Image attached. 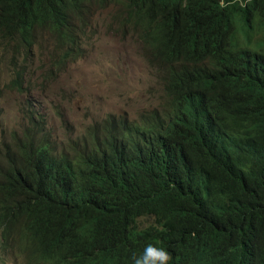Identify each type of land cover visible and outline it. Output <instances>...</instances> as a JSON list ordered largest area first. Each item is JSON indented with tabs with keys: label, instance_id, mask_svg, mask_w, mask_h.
<instances>
[{
	"label": "trees",
	"instance_id": "obj_1",
	"mask_svg": "<svg viewBox=\"0 0 264 264\" xmlns=\"http://www.w3.org/2000/svg\"><path fill=\"white\" fill-rule=\"evenodd\" d=\"M110 5L164 101L68 149L32 122L0 153L1 247L28 264H134L148 244L168 264H264V0H0L1 50L46 33L64 64Z\"/></svg>",
	"mask_w": 264,
	"mask_h": 264
},
{
	"label": "rangeland",
	"instance_id": "obj_2",
	"mask_svg": "<svg viewBox=\"0 0 264 264\" xmlns=\"http://www.w3.org/2000/svg\"><path fill=\"white\" fill-rule=\"evenodd\" d=\"M119 7L110 5L95 12L87 29L84 56L67 63L56 75L44 74L57 67L50 57L53 40L43 33L33 54L39 68L27 93L11 89L9 68L0 71V152L23 137L33 124L42 128L57 144L82 137L109 114H125L132 120L158 108L164 89L159 74L145 56L142 42L131 31L122 30L115 21ZM50 47V48H49ZM30 100L32 105L27 104ZM29 107L37 113L28 116ZM33 122V124H32ZM37 132L31 135L37 139ZM59 150H63L60 148ZM152 217L140 220L141 227L153 223ZM0 264H26L17 254L0 251Z\"/></svg>",
	"mask_w": 264,
	"mask_h": 264
},
{
	"label": "clouds",
	"instance_id": "obj_3",
	"mask_svg": "<svg viewBox=\"0 0 264 264\" xmlns=\"http://www.w3.org/2000/svg\"><path fill=\"white\" fill-rule=\"evenodd\" d=\"M119 31H122V30H119ZM85 40H84V43H85ZM36 45H39V43L34 44L31 51H28V55H25V53H23V54L18 55L16 58L14 57V53L10 54V55L4 54L2 52L1 46H0V71L3 69L4 66H7L9 68L10 75L12 78H11L8 86L13 90L18 91L20 94L21 93H27L28 91H27L26 84L28 83L30 86L36 79H38V76H41V75H37V72H39V68H37V66H35L34 60H33L34 58L32 57L34 54V51H35L34 49H35ZM50 47H52V49H53V46H50ZM85 51L86 50H85V47L83 45V53L82 54L76 55L75 59L67 60L66 63L60 64V65H59V61L55 59L56 54L54 53L50 57V61H52L59 68L50 67L51 69L44 74V77H46L48 75H53V76L56 75V72H58L61 68L65 67L67 65V63L69 64L71 62H74V61L81 59L84 56ZM25 60H27V61H25ZM17 69H22L24 72L23 79H21L20 84H19L20 89L16 87V85L13 81V79H15V77H16L15 70H17ZM27 104H28V106L32 105L30 103V100H27ZM37 112L38 111H34L32 109V107H29L28 116L33 115ZM121 115H123V114H121ZM14 144H12L10 146H3V150L6 147H12ZM0 251L3 252L4 254H8V255L9 254H12V255L17 254L19 256H22L23 258H25L26 264H28L25 255L21 252V250L19 249L18 246H10L6 249H3L1 247V241H0ZM169 259H170L169 253L164 248L157 247L154 244H148L145 246L143 254L134 259V264H168Z\"/></svg>",
	"mask_w": 264,
	"mask_h": 264
}]
</instances>
